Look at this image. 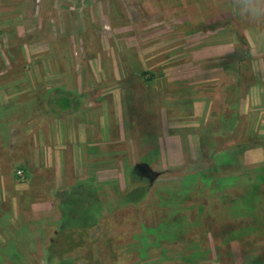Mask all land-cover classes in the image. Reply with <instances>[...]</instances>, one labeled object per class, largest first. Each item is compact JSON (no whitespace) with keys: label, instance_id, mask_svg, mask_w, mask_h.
I'll return each instance as SVG.
<instances>
[{"label":"rangeland","instance_id":"374dc122","mask_svg":"<svg viewBox=\"0 0 264 264\" xmlns=\"http://www.w3.org/2000/svg\"><path fill=\"white\" fill-rule=\"evenodd\" d=\"M223 3L0 0V264H264V36Z\"/></svg>","mask_w":264,"mask_h":264},{"label":"clouds","instance_id":"9594fccd","mask_svg":"<svg viewBox=\"0 0 264 264\" xmlns=\"http://www.w3.org/2000/svg\"><path fill=\"white\" fill-rule=\"evenodd\" d=\"M217 11L230 15L232 27L242 24L257 27L258 34L264 36V0H224Z\"/></svg>","mask_w":264,"mask_h":264},{"label":"trees","instance_id":"16d2710c","mask_svg":"<svg viewBox=\"0 0 264 264\" xmlns=\"http://www.w3.org/2000/svg\"><path fill=\"white\" fill-rule=\"evenodd\" d=\"M71 95L62 92H58L57 94H53V96L50 99L53 104L58 103L61 109H70L71 105L73 104V101H71ZM52 109V108H51ZM50 109V110H51ZM54 111V109H52ZM55 112V111H54ZM261 189V187H260ZM259 189L257 188V191ZM86 190L79 189V190H69L68 192L63 193L67 196H62V200L66 199L68 200L66 212L69 213V220H72L73 222L77 221H88V219L92 218L93 215L91 213V208L88 206V203L91 202V193L89 192V195L86 194ZM252 197L255 199L254 193H251ZM259 196V195H258ZM256 201H254L255 203ZM252 204L253 202H249ZM83 224V223H82Z\"/></svg>","mask_w":264,"mask_h":264},{"label":"crops","instance_id":"0c3cea01","mask_svg":"<svg viewBox=\"0 0 264 264\" xmlns=\"http://www.w3.org/2000/svg\"><path fill=\"white\" fill-rule=\"evenodd\" d=\"M199 53H200V51H198L197 55H199ZM207 53H208V52H207L206 50H204V53H203V54H204L205 56L208 55ZM199 56H200V55H199ZM187 66H190V64L187 65ZM146 67H149V69H153V66H146ZM198 93H199L200 95H203V92H201V91H199ZM66 95H67V94H66ZM79 95H80V96H78V100H77V101L82 100V98H81L82 95L80 94V92H79ZM76 103H78V102H76V101L73 102V104L71 105L70 110H73V108H74V109L77 108V107H74V105H75V106L77 105ZM197 103H200V102H195V103H193V105H194V104H197ZM194 106H195V105H194ZM244 109H245V108H244ZM244 109H243V111H244ZM219 114H220V113H219ZM222 119H223V116H222ZM224 120H226V119H224ZM4 201H5V199H2V202H4ZM1 204H2V203H1ZM2 205H3V204H2ZM4 207H5V206H4Z\"/></svg>","mask_w":264,"mask_h":264},{"label":"bare ground","instance_id":"6f19581e","mask_svg":"<svg viewBox=\"0 0 264 264\" xmlns=\"http://www.w3.org/2000/svg\"><path fill=\"white\" fill-rule=\"evenodd\" d=\"M19 174V173H18Z\"/></svg>","mask_w":264,"mask_h":264}]
</instances>
